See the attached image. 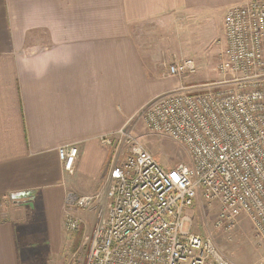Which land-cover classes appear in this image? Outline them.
<instances>
[{
	"label": "crops",
	"instance_id": "obj_1",
	"mask_svg": "<svg viewBox=\"0 0 264 264\" xmlns=\"http://www.w3.org/2000/svg\"><path fill=\"white\" fill-rule=\"evenodd\" d=\"M246 1L0 0V264L70 258L75 236L64 229V195L75 179L87 188L108 171L101 136L176 88L131 97L172 77L166 64L189 57L195 21ZM67 144L78 150L72 172L57 153Z\"/></svg>",
	"mask_w": 264,
	"mask_h": 264
},
{
	"label": "built area",
	"instance_id": "obj_2",
	"mask_svg": "<svg viewBox=\"0 0 264 264\" xmlns=\"http://www.w3.org/2000/svg\"><path fill=\"white\" fill-rule=\"evenodd\" d=\"M215 63L220 78L182 82L139 110L148 130L184 145L190 164L164 168L125 126L101 136L110 151L105 180L93 194L66 195L64 229H80L76 210L104 213L64 264H234L210 236L190 231L198 194L217 204L214 230L230 234L245 218L264 242V0L227 7ZM165 66L179 79L195 72L190 57ZM77 152L58 147L65 171Z\"/></svg>",
	"mask_w": 264,
	"mask_h": 264
},
{
	"label": "rangeland",
	"instance_id": "obj_3",
	"mask_svg": "<svg viewBox=\"0 0 264 264\" xmlns=\"http://www.w3.org/2000/svg\"><path fill=\"white\" fill-rule=\"evenodd\" d=\"M224 11H226L224 6H216L191 25L193 34L190 37V48L187 56L193 60L195 72L183 77V82L203 83L221 77V74L215 69V61L222 46ZM164 58L169 61L173 56L166 54ZM176 85H179L178 77L162 78L145 84L141 89L133 92L131 97L136 101L144 98L154 89L160 87L173 88L177 87ZM139 113L140 111H137L128 120L125 127L138 137L139 141L154 156L156 161L164 168L174 167L178 163L190 164L189 153L184 145L167 135L148 130L144 126ZM105 173H107L106 167L93 179L91 184H88L87 188L81 185L79 179H75L71 188L72 190L69 191L79 195L93 194L102 187ZM68 193H65L64 201ZM217 209L215 202H208L198 194L193 206L187 212L191 218L190 231L202 236H210L234 264H257L259 261L264 260V242L253 235L247 219L243 218L240 220L230 234H224L213 229L212 222L217 214ZM78 212L82 215V217L80 216L82 218L80 227L82 231L80 237L81 242L84 235H92L93 227L104 212L102 210L99 211L97 207L93 206L78 210ZM188 226L189 224L185 223L184 227L186 229H188ZM72 233H74L76 238L78 231ZM228 235L231 238L229 241L227 240ZM68 236L70 237L69 234ZM37 243H39V248L43 247V238L41 236ZM73 250L75 249L72 246L71 251Z\"/></svg>",
	"mask_w": 264,
	"mask_h": 264
},
{
	"label": "trees",
	"instance_id": "obj_4",
	"mask_svg": "<svg viewBox=\"0 0 264 264\" xmlns=\"http://www.w3.org/2000/svg\"><path fill=\"white\" fill-rule=\"evenodd\" d=\"M81 234H82V231H81V228H80L78 233H77V235H76V238H75V241H74V244H73V249H76L77 246L80 244Z\"/></svg>",
	"mask_w": 264,
	"mask_h": 264
}]
</instances>
